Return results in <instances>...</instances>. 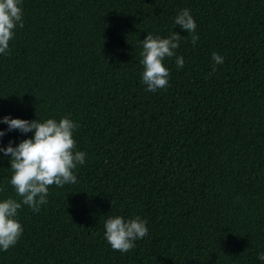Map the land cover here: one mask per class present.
Returning <instances> with one entry per match:
<instances>
[{"label":"trees","instance_id":"trees-1","mask_svg":"<svg viewBox=\"0 0 264 264\" xmlns=\"http://www.w3.org/2000/svg\"><path fill=\"white\" fill-rule=\"evenodd\" d=\"M23 26L0 55V118L68 116L84 151L77 182L49 186L0 264H261L264 251V0H22ZM184 11L199 40L173 24ZM147 33L183 43L169 86L141 82ZM224 57L216 65L211 59ZM7 125L0 123V129ZM7 132L0 144L30 137ZM0 157L3 154L0 153ZM8 157L0 198L19 200ZM146 222L127 255L108 216Z\"/></svg>","mask_w":264,"mask_h":264},{"label":"clouds","instance_id":"clouds-1","mask_svg":"<svg viewBox=\"0 0 264 264\" xmlns=\"http://www.w3.org/2000/svg\"><path fill=\"white\" fill-rule=\"evenodd\" d=\"M173 24L191 36V43L196 45L199 35L197 24L190 12H181ZM23 26L22 0H0V55L10 51V41L15 36V29ZM183 40L180 35H171L163 39L159 35L147 33L141 42L140 64L143 67L141 82L150 94H158L169 86V71L164 67L166 61L175 60L177 70H183V58L176 57ZM213 69L222 64L224 57L218 52L211 56ZM0 123L7 125L0 129V138L7 132L18 130L21 134L32 133L19 143L10 140L7 145L0 144V153L8 157L11 176L9 183L19 200L12 197L0 198V251L14 246L23 233V226L18 219L19 210L27 205L34 212H39L46 204L49 186L63 187L75 184L77 166H82L86 153L76 149L74 132L78 124L68 116L47 119H21L5 115ZM0 157V158H3ZM103 238L113 252L127 255L135 250L136 244L148 235L146 222L139 218L124 220L120 215L108 216L103 224ZM257 259L264 264V251L257 253Z\"/></svg>","mask_w":264,"mask_h":264}]
</instances>
